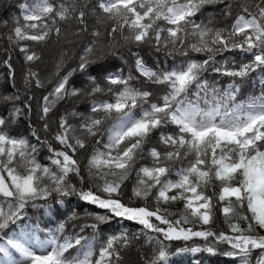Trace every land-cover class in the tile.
Masks as SVG:
<instances>
[{"label": "snow or ice", "instance_id": "obj_1", "mask_svg": "<svg viewBox=\"0 0 264 264\" xmlns=\"http://www.w3.org/2000/svg\"><path fill=\"white\" fill-rule=\"evenodd\" d=\"M214 3L224 5L223 16H233V5L224 0H26L11 25L0 21L27 62L41 59L33 45L58 46L53 70L45 77L39 69L24 70L23 100L10 56L2 61L15 91L0 97L12 102L7 118L0 116V264H120L121 249L136 234L129 237L123 230L100 240L98 225L111 219L107 213L156 234L146 235L151 250L144 264H168L169 257L184 252L216 254L222 245V254L234 264H264V89L237 98V78L264 75V0L241 4L230 25L216 26L212 16L195 19ZM89 15L105 26L107 40L93 27L91 39L81 46ZM73 20L78 26L71 34L62 30ZM125 45L181 59L171 67H152L129 47L137 73L155 86L149 90L136 86L138 77L131 73L105 67V58ZM231 50H239V61L222 56ZM73 58L75 66H68ZM90 65L98 75L88 73ZM77 70L87 79L80 87L69 83ZM209 70L232 79L221 88L205 78ZM49 83L35 97L41 137L31 121L32 88ZM68 97L91 100L84 112H60L56 128L50 129L49 114ZM25 112L35 143L7 130ZM169 126L172 131L163 130ZM41 146L47 148L48 162L37 158ZM78 149L85 152L83 168L74 158ZM145 151L151 164L137 166ZM177 163L181 166L174 167ZM129 179V202L139 199L140 206L122 202L119 195ZM72 195L106 212L84 213L85 222L71 232L66 220L75 218V210L55 227H41L29 214V208L51 211L50 200L59 213L64 198ZM177 200L183 207L175 214L160 206ZM217 211L229 231L213 227ZM173 240L193 243L172 252L167 242Z\"/></svg>", "mask_w": 264, "mask_h": 264}, {"label": "trees", "instance_id": "obj_2", "mask_svg": "<svg viewBox=\"0 0 264 264\" xmlns=\"http://www.w3.org/2000/svg\"><path fill=\"white\" fill-rule=\"evenodd\" d=\"M26 2V0H0V21L2 20H9L11 25V18L19 15L20 9L19 5L21 3ZM30 2V0H29ZM83 2V0H81ZM94 2V0H92ZM233 5L232 13L233 16H223L222 10L224 5L221 3H214V4H207L202 9V12H198L195 16L196 20H208L209 16L214 17L213 23L216 26H223V25H230L234 15L241 11L240 5L243 3H248L249 0H224V3H229ZM87 11V10H86ZM21 22L23 19L21 17ZM88 25L89 31L81 33L79 36L78 43L83 46L84 43H87L90 39V32L93 27H98L102 32H104V36L102 37L103 40H107V32L105 30V26L99 25L96 23L95 17L89 15L88 16ZM76 21L73 20L69 22V24H62V30H66L69 34L73 32V29L77 27ZM8 29L4 26L0 25V97L5 94H12L15 90L12 87V78L8 76V68L6 65L2 63L4 59H8L10 56V63L12 65L13 75L15 77L16 88L20 90L21 93V100L25 98V85L23 83V72L26 68H33L39 69L42 78L45 77L49 72L53 70L54 67V57L58 52V46L52 43L48 45H33L37 52L42 53L41 59L36 62H27L24 60L23 54L19 51L16 47L15 43H10L6 38V33ZM68 38H72L69 35ZM72 47H75L73 45ZM129 47H131V52L139 51L140 55L144 58V60L148 63L149 66L152 67H164L167 65L168 67L172 66L173 60H176L179 63L181 57L179 54L175 56H167L165 51L157 52L154 49H150L147 46L141 47L137 49L135 46H121L120 48L116 49L115 54L109 55L105 58V67H107L110 71L121 70L125 75L131 73L132 76L138 77L137 80H134L133 83L138 87H144L149 90H154L155 86L151 83L147 82L146 79L137 73L134 67V58L129 51ZM76 51L78 52L79 49L77 48ZM223 57H232L234 56L237 61L241 59L239 54V50H231L225 51L222 54ZM199 58V56L197 57ZM221 55L217 56V59H221ZM68 66H75V59L69 61ZM63 71V69L61 70ZM88 73L92 75H98V70L95 65H90L88 67ZM205 78L209 81L217 82L221 88L229 83L232 79L226 75L213 73L210 70L204 73ZM264 79V75L259 72L251 73L249 76L243 80L237 78V83L240 84V91L237 94V98H244L248 95H255L258 94L262 89H264V83H261V80ZM52 81H55V77H52ZM69 83L75 85L76 87H80L82 84L87 83L86 75L81 71L77 70L73 73L72 77H70ZM51 87V83L46 85L45 89L37 90L35 87L32 88L33 92V101H32V113H31V121L32 125L38 130L37 134L43 137L45 135L43 129L40 127L41 122L38 121L36 112H37V105L35 97L41 96L43 92ZM97 98H107V97H100ZM91 97H82L80 99H76L73 97H68L67 102H61L58 104L56 109L49 114L48 122L50 124V129H55L57 124L58 115L62 111H71L73 108L78 112L86 111V105L90 102ZM12 107V102L4 101L0 99V116H5L7 118V114L9 109ZM70 123H74L73 120H69ZM13 135H23L25 136L30 142L35 143V140L31 136V129L28 125V115L25 112L24 114L19 115L15 121L11 122L8 125L7 129ZM164 131H172L173 128L171 126L166 127L163 129ZM50 136V133H48ZM53 147H60V145L55 142L51 141ZM154 145H155V137H154ZM158 149L162 150L163 145H156ZM47 148L41 146L37 153V158L40 159L42 163L48 162L47 161ZM84 155L85 152L83 150H77L75 154V159L81 164V167L84 166ZM142 163L151 164V158L147 156V152L145 151L144 158L138 161L137 166ZM181 166L180 163L174 165V167ZM133 173V177H134ZM175 179V175L171 177ZM73 181L75 182V178L73 177ZM121 191L119 193L120 197L122 198V202H129V197L131 196L132 192V179H129L124 184L121 185ZM93 190L95 191V186H93ZM199 190V189H198ZM207 192V190H206ZM114 197L116 194H113ZM65 203L59 205V213H57V205L49 201L52 210L51 211H43L42 209L39 211H34L29 208V214L31 215L33 221H39L41 223V227H55L58 220L64 219L68 217L70 213L75 210L76 216L75 218H70L66 220V229L68 232L74 230V226H78L85 222L84 213H95L99 212L104 214L106 210L98 208L97 206L82 201L77 195H72L69 197H65ZM132 206H140L142 201L139 199L133 198L129 202ZM149 205L152 204V201L148 202ZM161 208H168L174 214L177 213L183 207V201L177 200L171 203H161ZM111 216L106 222H103L98 225V237L100 240H103L108 234H113L116 232H120L126 230L129 237L133 234H136V238L130 242L127 247H123L121 249V256L122 260L120 264H144V258H146L150 252V245L145 243L146 235H156L152 233L151 230L147 232H143V226L140 225L138 222L131 221L127 218L115 217L111 213H107ZM175 218V216L169 217ZM154 223H159L155 221V218H152ZM242 223V222H241ZM194 227H200V225H194ZM213 227L217 230H224L229 231L226 225L223 222L222 214L217 211L216 213V223ZM88 234H90L89 230H86ZM195 242L202 243L200 238H193ZM170 244V250L175 252V249L178 247H191L193 241H183V240H173L167 242ZM225 246H221V252H217L216 254H209L204 251L198 253H191V252H184L180 254L173 255L169 257L168 264H234V260L232 258L225 257L222 254L223 248ZM256 251L253 252V260L256 258ZM95 255V253H94Z\"/></svg>", "mask_w": 264, "mask_h": 264}, {"label": "rangeland", "instance_id": "obj_3", "mask_svg": "<svg viewBox=\"0 0 264 264\" xmlns=\"http://www.w3.org/2000/svg\"><path fill=\"white\" fill-rule=\"evenodd\" d=\"M183 226H184V227H188V225H187V224H184Z\"/></svg>", "mask_w": 264, "mask_h": 264}]
</instances>
